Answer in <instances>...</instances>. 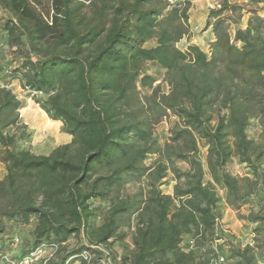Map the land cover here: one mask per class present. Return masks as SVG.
I'll return each instance as SVG.
<instances>
[{"label":"trees","instance_id":"16d2710c","mask_svg":"<svg viewBox=\"0 0 264 264\" xmlns=\"http://www.w3.org/2000/svg\"><path fill=\"white\" fill-rule=\"evenodd\" d=\"M189 19L187 8L166 0H0L6 37L1 59L18 63L11 82L0 86V164L6 169L0 180L1 260L9 255L5 239L10 247L21 243L11 238L12 227L28 226L33 218L32 239L18 257L9 255L13 261L54 245L59 250L48 264H216L223 257L213 249L198 252L201 241H217L216 186L236 210L264 196V7L224 0L210 10L208 51L178 48L189 35ZM153 40L156 45L146 47ZM148 63L166 71L168 92L145 74ZM15 81L36 93V105L63 125L70 143L48 155L32 152V136L20 123L23 102L8 88ZM139 85L151 94L142 95ZM169 117L177 120L173 144L162 146L154 129ZM253 121L262 131L258 142L248 134ZM154 155L165 163L147 187L121 197L120 188L147 177L145 163ZM234 157L250 168L249 176L229 173ZM176 162L190 169L173 168L178 182L173 195H165L162 181ZM97 200L108 209L93 208ZM242 219L263 223L264 213ZM128 230L134 251L117 256L111 246L125 243ZM75 236L84 244L68 251ZM252 250L232 254L253 264ZM85 251L93 255L89 263L82 260Z\"/></svg>","mask_w":264,"mask_h":264},{"label":"rangeland","instance_id":"374dc122","mask_svg":"<svg viewBox=\"0 0 264 264\" xmlns=\"http://www.w3.org/2000/svg\"><path fill=\"white\" fill-rule=\"evenodd\" d=\"M173 7L177 6L180 9L187 8L189 15V35L184 38L179 44L178 48L184 50L186 44L194 37H203V31L206 26L207 13L215 8H218L224 0H166ZM231 4L245 5L250 8L262 9L264 7L263 0H227ZM248 15L245 16L243 25H245ZM156 45V41L149 42L146 47H153ZM6 51V37L5 34L0 33V86L10 81L11 71L18 66V63L2 62L1 56ZM145 74L154 77L157 82L156 85H161L162 92H168L169 87L165 83L166 71L160 68L156 63H148L144 70ZM16 87H13L15 94L24 103L26 107H30V114L27 120L29 134L34 138L35 144L30 145L31 149L35 153H47L52 148L62 145L67 140V135L63 130L61 123H53L47 115L40 111L39 107L34 102V97L28 91L21 87L19 81L14 82ZM13 84V83H12ZM142 95H150V89H144L140 85L138 86ZM175 117H169L159 123L154 129V139L162 146L166 144H173L171 141V130L176 124ZM261 128L257 121H253L248 134L249 137L256 142L260 140ZM1 148V146H0ZM202 162L206 170V180H211V175L207 168V148L202 147L201 150ZM165 163L158 155L150 156L146 161V166L149 168L147 177L141 182L131 183L125 187L120 188L119 195L123 198L131 196L136 193L141 186L147 187L150 182L149 176L154 174L159 165ZM173 168L180 170L181 172H188L190 167L182 162H176L173 165L168 166L166 177L162 181L161 190L165 195H173L174 187L177 184V175L173 172ZM227 170L235 177H244L251 174L250 168L242 164L237 157H234L227 166ZM6 174V169L3 164H0V180ZM216 193L220 199L218 204V212L221 215V221L219 230L217 232V241L213 244L210 243L211 237H208L206 241H201L198 246V252L207 254L210 250H216L223 254L227 264H242L241 261L232 254V250H243L246 246L252 247L251 256L254 259L253 264H264V222L263 223H250L243 220V216L249 215L251 212L259 213L263 212L262 206L264 204V196L256 195L249 199L248 203L240 210H236L226 203V191L221 186H216ZM93 208H100L103 211L108 209L109 204L107 202H101L99 200L91 202ZM36 225V218H33L30 225L24 227H12L11 238H18L21 240L20 244L10 247V240L5 239V251L13 258L18 257L24 248L26 242L32 239V233ZM214 238V236H213ZM133 232L128 230V237L125 243L115 242L111 248L117 256H130L133 251ZM84 244V241L79 237H72L66 245L68 251L72 249L80 248ZM189 240H184L183 246H189ZM0 264H5L0 259ZM78 264V263H77Z\"/></svg>","mask_w":264,"mask_h":264},{"label":"built area","instance_id":"2783aa9c","mask_svg":"<svg viewBox=\"0 0 264 264\" xmlns=\"http://www.w3.org/2000/svg\"><path fill=\"white\" fill-rule=\"evenodd\" d=\"M33 96L36 95V93L32 94ZM20 113V111H19ZM20 113V118H21ZM19 240L16 239L15 243H18ZM59 247L54 245L52 247H41L30 254L26 255L24 258L20 259L19 261H13L9 255L5 256V262L7 264H48L52 260L55 259L57 253H58ZM93 258V255L89 253L88 251L83 252L82 254V260L89 263ZM102 264H111L109 261L104 260ZM216 264H226L225 259L223 257H220Z\"/></svg>","mask_w":264,"mask_h":264},{"label":"crops","instance_id":"0c3cea01","mask_svg":"<svg viewBox=\"0 0 264 264\" xmlns=\"http://www.w3.org/2000/svg\"><path fill=\"white\" fill-rule=\"evenodd\" d=\"M208 14H209V12L207 13V17H206V19H208ZM206 25H207V21H206ZM203 37L201 38L200 36H198V38L197 39H194V37L189 41V43L188 44H186V47H188L189 45H197V46H199L202 50H204V51H208L209 50V44L213 41V35H212V33H211V28H207L206 26H205V30L203 31ZM13 87H16V84L13 82V84H11L10 86H8V88H11L12 89V91L14 92V89H13ZM15 93V92H14ZM40 109V108H39ZM30 110H31V108L30 107H26L25 105H24V103H23V108L20 110V113H21V118H20V123L21 124H24V125H26V126H28V123H27V120H28V118H29V114H30ZM40 111H42L41 109H40ZM43 112V111H42ZM53 123H60V122H53ZM63 126V125H62ZM67 135V140H66V142L65 143H63V144H68V143H70L71 141H72V137L70 136V135H68V134H66ZM32 144H35V141H34V138L32 139V141H31V145ZM62 144V145H63ZM60 145H58L57 147H59ZM57 147H54V148H52L49 152H47V153H35L32 149V152L34 153V154H36V155H48V154H50L55 148H57ZM77 264V263H76ZM79 264V263H78Z\"/></svg>","mask_w":264,"mask_h":264}]
</instances>
